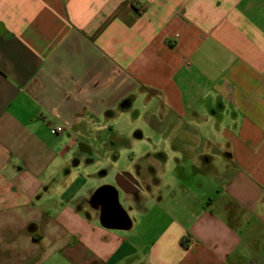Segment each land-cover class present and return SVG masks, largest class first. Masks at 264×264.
<instances>
[{
	"label": "crops",
	"instance_id": "obj_1",
	"mask_svg": "<svg viewBox=\"0 0 264 264\" xmlns=\"http://www.w3.org/2000/svg\"><path fill=\"white\" fill-rule=\"evenodd\" d=\"M0 264H264V0H0Z\"/></svg>",
	"mask_w": 264,
	"mask_h": 264
},
{
	"label": "rangeland",
	"instance_id": "obj_2",
	"mask_svg": "<svg viewBox=\"0 0 264 264\" xmlns=\"http://www.w3.org/2000/svg\"><path fill=\"white\" fill-rule=\"evenodd\" d=\"M142 106L143 104L140 107ZM147 120L149 121L142 110H139V116L132 114V112L121 115L115 121L114 126L103 134L98 146H105L108 149L115 147L120 155L118 166L122 168L127 167L130 159L136 154L135 149L137 148L143 150L153 146H208L204 139L192 134L188 135V139L185 141L186 144L178 141L176 134H170L166 138L164 134L151 127ZM136 131L141 132V138L135 137ZM185 168L192 170L191 165L187 162ZM202 169L207 170V165L202 166Z\"/></svg>",
	"mask_w": 264,
	"mask_h": 264
},
{
	"label": "trees",
	"instance_id": "obj_3",
	"mask_svg": "<svg viewBox=\"0 0 264 264\" xmlns=\"http://www.w3.org/2000/svg\"><path fill=\"white\" fill-rule=\"evenodd\" d=\"M101 189H102V187H101V188H98L97 190H95L91 198H92V199L95 198V196L101 192ZM103 223H104L105 225H108V223L105 221V219H103ZM109 225H110V224H109Z\"/></svg>",
	"mask_w": 264,
	"mask_h": 264
},
{
	"label": "built area",
	"instance_id": "obj_4",
	"mask_svg": "<svg viewBox=\"0 0 264 264\" xmlns=\"http://www.w3.org/2000/svg\"><path fill=\"white\" fill-rule=\"evenodd\" d=\"M62 130V128L60 127V126H54L53 128H52V132H59V131H61Z\"/></svg>",
	"mask_w": 264,
	"mask_h": 264
},
{
	"label": "flooded vegetation",
	"instance_id": "obj_5",
	"mask_svg": "<svg viewBox=\"0 0 264 264\" xmlns=\"http://www.w3.org/2000/svg\"><path fill=\"white\" fill-rule=\"evenodd\" d=\"M104 193H105V192H104ZM104 193H103V194H104ZM99 194H100V193H99ZM109 194H110V195H112V190H111V191H109Z\"/></svg>",
	"mask_w": 264,
	"mask_h": 264
}]
</instances>
